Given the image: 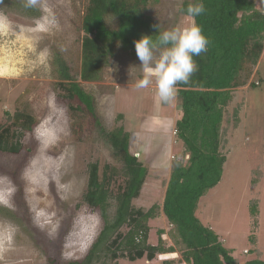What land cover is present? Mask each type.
I'll return each instance as SVG.
<instances>
[{"label":"rangeland","instance_id":"obj_1","mask_svg":"<svg viewBox=\"0 0 264 264\" xmlns=\"http://www.w3.org/2000/svg\"><path fill=\"white\" fill-rule=\"evenodd\" d=\"M182 1L159 0L149 7L148 14L161 31L192 22L179 10ZM80 3L81 0H40L34 15L0 7V117L3 110L20 108L37 120L33 130L22 135L28 154L19 157L22 165L16 184L0 170V206H11L20 186V214L24 215L25 210L31 223L24 229L0 214V264H46L48 256L59 261L79 260L102 227L99 214L82 199L87 166L95 161L101 165L115 162L96 129L82 128L77 138L71 135L72 119L55 86L52 62L56 48L71 67L76 64L80 36L74 7ZM255 4L264 8V0H255ZM110 25L115 26L114 22ZM256 69L258 74L248 82H256L255 87L246 85L235 93L233 105L241 103V123L228 132L221 178L201 197L196 212L240 264L256 258V249L264 259V48ZM141 72L136 52L119 49L100 81L80 83L94 96L96 113L106 129L122 125L130 132L132 152L149 167L145 188L134 202L148 207L162 198L163 180L168 177L173 156L179 155L182 148L175 141L172 121L179 115L177 93L171 102L163 103L154 83L137 89L135 83ZM120 114L122 117H117ZM13 162L0 153V169ZM256 169L261 171V179L254 187L250 180ZM252 198L259 199L255 243L249 238L253 233L249 214ZM113 212L111 202L108 216ZM149 226L148 241L155 244L156 230L166 229L168 224L160 217L150 221ZM48 237L59 245L56 247L53 241L51 250L44 252L34 238L44 242ZM55 250H59V256ZM170 258L173 264H183L177 261L176 254L155 256L151 261L118 260V264H162Z\"/></svg>","mask_w":264,"mask_h":264},{"label":"trees","instance_id":"obj_2","mask_svg":"<svg viewBox=\"0 0 264 264\" xmlns=\"http://www.w3.org/2000/svg\"><path fill=\"white\" fill-rule=\"evenodd\" d=\"M158 2L81 0L74 7L79 17L75 27L80 36L74 70L62 52L53 49L55 86L72 119L71 135L77 138L82 128L96 129L115 163L101 165L95 161L87 166L88 178L82 199L89 209L99 214L103 223L85 255L79 260L64 261L48 256L46 264H107L109 261L118 264V260L135 262L145 258L151 261L155 256L170 254H176V260L183 264H240L231 249L225 247L211 227L200 221L196 212L201 197L221 178L228 132L241 123V103L233 105L235 93L258 74L256 67L264 48V8H257L255 0H202L205 12L197 16L195 22L208 38V48L194 57L198 69L187 84L177 85L176 92L179 115L174 121L175 141L182 149L179 155L173 156L168 177L163 180L162 198L147 207L134 201L140 199L145 188L149 167L132 152L130 132L124 126L108 130L102 125L94 96L80 82L100 81L119 49L135 52L134 42L141 35L157 34L158 23L148 14V9ZM190 2L196 0L182 1L181 14L187 16ZM26 3L27 0H0V7L36 14V7H26ZM255 84L252 81L248 86L253 89ZM36 123V118L24 109H6L1 113L0 153L14 162L0 170L14 183L22 165L19 157L28 154L22 135L32 131ZM260 179L261 171L256 169L251 185L256 187ZM21 193L18 186L13 203L9 207L0 206V214L25 229L31 223L25 210L24 215L20 214ZM111 202L114 212L109 217ZM249 214L253 226L249 238L255 243L258 198L249 201ZM160 217L166 220L168 227L158 228L156 243L151 244L149 222ZM34 240L44 252L51 250L50 243L54 241L51 237L44 242ZM54 242L57 247L58 241ZM254 251L257 257L244 264H264L260 251ZM54 253L59 256V250ZM173 261V258L164 259L162 264H173Z\"/></svg>","mask_w":264,"mask_h":264},{"label":"clouds","instance_id":"obj_3","mask_svg":"<svg viewBox=\"0 0 264 264\" xmlns=\"http://www.w3.org/2000/svg\"><path fill=\"white\" fill-rule=\"evenodd\" d=\"M39 4L40 0H27L26 7ZM204 12L202 0L190 2L186 15L192 18L191 23L162 31L156 25L155 36L144 34L134 42L142 68L135 83L137 89L148 88L154 83L160 101L169 103L176 96L177 85L189 82L198 69L194 57L206 52L209 44L202 28L195 22V18Z\"/></svg>","mask_w":264,"mask_h":264},{"label":"crops","instance_id":"obj_4","mask_svg":"<svg viewBox=\"0 0 264 264\" xmlns=\"http://www.w3.org/2000/svg\"><path fill=\"white\" fill-rule=\"evenodd\" d=\"M167 106H169V105H167ZM172 116H174V115H172ZM170 119H172V118H170ZM172 121H173V124H174V121H175V120L172 119Z\"/></svg>","mask_w":264,"mask_h":264}]
</instances>
